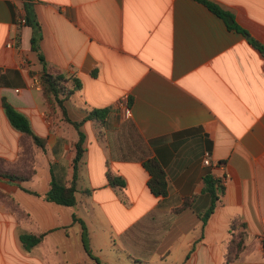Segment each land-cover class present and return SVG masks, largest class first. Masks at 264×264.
Returning <instances> with one entry per match:
<instances>
[{
    "label": "crops",
    "instance_id": "0c3cea01",
    "mask_svg": "<svg viewBox=\"0 0 264 264\" xmlns=\"http://www.w3.org/2000/svg\"><path fill=\"white\" fill-rule=\"evenodd\" d=\"M211 1L250 37L198 0H0V169L26 170L4 99L46 140L30 180L0 176V264H264V53L250 42L264 44V0ZM29 6L39 51L18 21ZM39 53L81 81L64 101L86 134L74 207L44 197L53 178L71 184L79 132L45 100ZM93 109H107L103 121ZM149 159L166 196L148 185ZM207 174L227 182L204 221ZM233 224L244 244L229 262ZM21 233L44 236L26 249Z\"/></svg>",
    "mask_w": 264,
    "mask_h": 264
},
{
    "label": "trees",
    "instance_id": "16d2710c",
    "mask_svg": "<svg viewBox=\"0 0 264 264\" xmlns=\"http://www.w3.org/2000/svg\"><path fill=\"white\" fill-rule=\"evenodd\" d=\"M208 6L214 13L219 15L228 25L229 28L236 30L246 36H249L247 30H245L240 24L237 22L233 13L224 10L218 4L211 0H198ZM15 12V11H14ZM25 15L27 19V24L33 28V34L31 38L32 48L33 50L39 51V47L36 45V42L40 39V23L36 18L35 13L31 10L30 6L25 9ZM250 42L256 46L262 53H264V44L260 43L254 38H250ZM39 58L44 64V70L41 75V84L42 91L45 100L48 104L52 105L57 103L62 109L65 115L66 121H69L72 125H74L79 132V139L75 143V157H74V178L70 185L64 184L55 178L51 181L50 189L44 194V197L48 201H52L61 205L74 207L78 204V187L77 181L79 177V166L82 161V158L86 152L85 141L86 134L82 131L81 126L83 121L76 122L72 121L66 115V110L64 107L65 99L69 98L74 92V88L81 85V81L78 78H68L65 74L61 72H54L46 67L45 58L41 53H39ZM3 106L6 112V115L12 125L13 128L21 132L22 137L20 140V153L19 160L24 161L25 163V171L21 172H12L5 171L3 167L0 169V176L5 177L10 180H16L19 182L30 180L35 174L34 171V147L38 146L40 148H45L46 140L40 134H38L33 128L29 117L23 113L22 111L16 109L12 104H10L6 99L3 100ZM107 113V109H93L90 112V118L97 119L99 121H103L105 115ZM19 162V161H18ZM144 166L148 170L150 174V178L148 181V185L151 191L155 195L166 196L168 193V179L167 174L164 167L161 165L159 161L156 159H149L144 162ZM108 178L110 184L114 187L117 186H125L126 180L121 178L120 176L108 172ZM224 190V186L220 183L219 179L213 177L211 174H207L204 177V191L210 194L212 203L204 214V221L207 220V217L213 212L215 208V203L217 199H219L220 191ZM77 218V216L75 215ZM234 228V224L232 225V230ZM84 229V237L87 234V228L83 225ZM232 239L230 242V248L227 255L228 261H234L240 251L243 248L244 244V232L241 230H233ZM43 234L35 236L29 233H21L20 240L23 246L26 249H30L34 245L38 244L42 238Z\"/></svg>",
    "mask_w": 264,
    "mask_h": 264
},
{
    "label": "built area",
    "instance_id": "2783aa9c",
    "mask_svg": "<svg viewBox=\"0 0 264 264\" xmlns=\"http://www.w3.org/2000/svg\"><path fill=\"white\" fill-rule=\"evenodd\" d=\"M18 21L21 24H25L27 22L26 15H25V12L24 11H20L19 12V14H18ZM12 44H13V41L10 40L7 45L8 46H12ZM117 105L123 111L124 117L129 118V117L132 116V107H131L130 102H129V95H125L123 98H121L118 101ZM204 163L205 164H209L210 163V159L209 158H206L204 160ZM226 182H227V178L224 177L222 179V181H221V184L223 186H225Z\"/></svg>",
    "mask_w": 264,
    "mask_h": 264
},
{
    "label": "rangeland",
    "instance_id": "374dc122",
    "mask_svg": "<svg viewBox=\"0 0 264 264\" xmlns=\"http://www.w3.org/2000/svg\"><path fill=\"white\" fill-rule=\"evenodd\" d=\"M112 263H114L113 261H111V260H108V264H112Z\"/></svg>",
    "mask_w": 264,
    "mask_h": 264
},
{
    "label": "water",
    "instance_id": "95a60500",
    "mask_svg": "<svg viewBox=\"0 0 264 264\" xmlns=\"http://www.w3.org/2000/svg\"><path fill=\"white\" fill-rule=\"evenodd\" d=\"M250 36H248V38H249Z\"/></svg>",
    "mask_w": 264,
    "mask_h": 264
}]
</instances>
